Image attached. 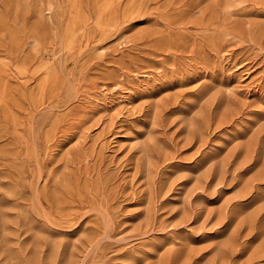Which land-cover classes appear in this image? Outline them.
Here are the masks:
<instances>
[{"label":"rangeland","instance_id":"rangeland-1","mask_svg":"<svg viewBox=\"0 0 264 264\" xmlns=\"http://www.w3.org/2000/svg\"><path fill=\"white\" fill-rule=\"evenodd\" d=\"M75 1L0 0V264H264V0Z\"/></svg>","mask_w":264,"mask_h":264},{"label":"bare ground","instance_id":"bare-ground-1","mask_svg":"<svg viewBox=\"0 0 264 264\" xmlns=\"http://www.w3.org/2000/svg\"><path fill=\"white\" fill-rule=\"evenodd\" d=\"M95 1L97 2L98 18H99L103 12H105L106 10H109L111 8L113 0H95ZM135 2H136L135 0L132 1L127 9L131 10V11H135V9L137 8ZM48 9H50V7H48ZM77 12H78L77 2L75 0H70V14L72 15V20L66 26V29H65L66 30V36H67L65 48H70L73 45V42H74L73 32H74V27L77 23V21L74 18V14H76ZM51 18H52V16L49 15L48 19H51ZM107 25H109V22H105V23L99 22L98 23V26L100 28H104ZM0 31L3 32V34L0 37V47H1L0 48V55H1L0 57H2L1 53L5 50L7 44L8 45L11 44V46L14 47V50L17 51V53H20V51H19L20 50V47H19L20 35H19V33L15 32L11 29V26L9 25L7 18L1 13H0ZM7 36L9 37L10 42L9 41L6 42L4 40V38L5 37L7 38ZM37 42H39L37 38H33V39L29 40V43L37 44ZM3 59H5V57ZM44 68L49 69L50 66L45 64ZM14 69L16 70V74L22 78V76L24 74V66H23L22 61L17 63L14 66ZM8 70H9L8 62H5L4 60H1V58H0V106L1 107L3 106L5 108V110H8L10 107V105H9V93L11 94V89L9 88L8 81H7L8 80L7 76L9 75ZM241 81L243 82V80H241ZM44 85L45 84H42V89H43ZM117 103L123 104L125 106L128 104H131L132 100L130 97H120L118 99Z\"/></svg>","mask_w":264,"mask_h":264}]
</instances>
